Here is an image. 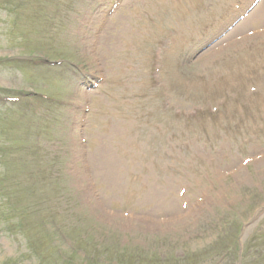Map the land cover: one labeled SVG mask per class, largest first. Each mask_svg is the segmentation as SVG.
Segmentation results:
<instances>
[{
	"label": "rangeland",
	"instance_id": "obj_1",
	"mask_svg": "<svg viewBox=\"0 0 264 264\" xmlns=\"http://www.w3.org/2000/svg\"><path fill=\"white\" fill-rule=\"evenodd\" d=\"M5 91L41 99L0 103V264L264 250V0H0Z\"/></svg>",
	"mask_w": 264,
	"mask_h": 264
},
{
	"label": "trees",
	"instance_id": "obj_2",
	"mask_svg": "<svg viewBox=\"0 0 264 264\" xmlns=\"http://www.w3.org/2000/svg\"><path fill=\"white\" fill-rule=\"evenodd\" d=\"M57 1V0H56ZM59 2V0H58ZM6 93V96L2 97V95L0 96V100H12V105L14 104H18L17 101L19 102L21 99L20 96L15 95V96H10V94L7 93V91H5ZM23 99H25L24 97H22ZM15 100V101H14ZM25 105L23 106L22 109H24ZM39 150H36V148H33V151H32V154H33V157H35V159L37 160H41V156L40 154L42 153L41 149L36 146ZM2 152V155L3 157H6L7 153L8 152H5L3 150H1ZM34 163H36V161L34 160ZM37 163L33 166V168L35 167V172H38L40 173L41 171L38 170V167H37ZM4 181V179L1 180V182ZM3 183V182H2ZM3 190V188H2ZM1 191V189H0ZM7 192V193H6ZM0 200H2V204H5V206H7L9 209H11V212L10 215H8V217L10 219H14L15 222H13V225H11V227H9V229L13 232H17V233H20V235H23L25 236V238L28 237L29 235V227H28V224H26L24 221L26 219V216L25 214L23 213L22 215V212L18 210V208L16 207V205L18 204V200L14 199L13 198V194L12 193H8V190L7 188L5 187V193L3 192H0ZM13 201V202H12ZM42 213V212H41ZM57 217L58 215H51L49 213V219H51L52 221H56L57 222ZM43 226H46L44 223H42ZM238 225H234L233 228H232V233L231 235L227 236L226 239L227 240H230L229 244L235 246L234 248L237 249V245H236V236H237V233H238ZM80 238H78L77 240L73 239V242H74V245H76V248L79 247V243L82 242L79 240ZM81 244V243H80ZM228 248V246L226 247ZM254 249L253 248H248L246 250V256H249L251 258L250 260V263L249 264H260L261 262H264V251H263V254L261 253H258V252H255L253 251ZM251 252H252V255L255 256L257 259L256 261L253 260V258L251 257ZM202 255V254H201ZM114 261L116 262V264H168L170 262H177V259L173 258L171 256V259L170 261H167V259L164 257V258H159L157 261H151V262H147V257L145 254L143 253H139V254H132V253H115L114 255ZM202 259H205V254L203 253L202 255Z\"/></svg>",
	"mask_w": 264,
	"mask_h": 264
}]
</instances>
